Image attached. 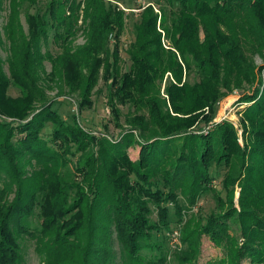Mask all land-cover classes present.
Wrapping results in <instances>:
<instances>
[{
    "label": "trees",
    "instance_id": "16d2710c",
    "mask_svg": "<svg viewBox=\"0 0 264 264\" xmlns=\"http://www.w3.org/2000/svg\"><path fill=\"white\" fill-rule=\"evenodd\" d=\"M38 2L10 0L4 27L9 56L4 62L8 75L0 58V116L6 117L0 118V264L23 263V239L34 242L45 264H115V244L126 264L161 263L162 246L150 241L153 231L171 223L167 204L178 205L179 189L188 193L192 205V196L211 180L215 157L225 163L229 156L227 125L207 136L191 128L212 120L214 105L224 97L221 91L250 88L256 82L252 55L264 51V0L148 2L139 8L135 38L127 49L130 67L124 73L119 38L126 14L117 5L105 0H47L43 12L31 14ZM20 8L25 10L27 34L16 25ZM80 31L85 42L74 46ZM50 32L59 51L54 56L42 54ZM110 39H115L113 46ZM45 60L52 65L48 74ZM193 68L200 78L189 83ZM41 75L51 83L62 80L77 93L80 110L101 76L109 85L108 103L117 128H122L118 105L135 113L127 119L123 140L96 138L81 129L76 118L66 122L51 112L37 85ZM11 87L23 90V95L5 96ZM54 89L57 96L64 92L59 86ZM245 97L251 103L257 96ZM37 103L42 105L37 108ZM258 114L264 115V99L245 113L253 127L260 124L254 120ZM47 124L52 134L44 141L41 134ZM252 131L263 145L264 160V124ZM134 144L141 149L136 161L126 153ZM260 170L246 168L242 212L232 206L220 221L214 220L217 225L227 223L232 214L233 222L243 225L239 251L219 264H236L245 257L251 264H264ZM153 208L155 224L149 220ZM35 217L38 224L30 220ZM207 227L202 231L208 236L219 232ZM219 236L215 243L223 240ZM145 250H157L160 256L145 262ZM185 263L191 259L182 257L178 264Z\"/></svg>",
    "mask_w": 264,
    "mask_h": 264
},
{
    "label": "rangeland",
    "instance_id": "374dc122",
    "mask_svg": "<svg viewBox=\"0 0 264 264\" xmlns=\"http://www.w3.org/2000/svg\"><path fill=\"white\" fill-rule=\"evenodd\" d=\"M10 0H3L2 12L0 13V33H1V45H0V58L4 62L9 56V43L4 33L8 19H9V3ZM112 5H117L121 10L125 12L124 29L119 38V67L122 73L128 71L130 67L129 56L127 49L129 45L134 41V27L139 21L140 7L146 5L148 2H155V0H105ZM47 0H39L38 4L30 9V13L34 14L37 11L43 12L46 7ZM25 10L20 8L18 21L16 25H20L21 30L19 32L27 34V25L25 22ZM53 32L49 33V42L46 45L42 44V54L48 52L52 56L59 53L58 48L52 43ZM19 39V38H18ZM17 41V39H16ZM19 41V40H18ZM85 42V37L82 31L78 32L74 46H80ZM115 44V39H110V45ZM263 53V54H262ZM260 54L258 51L252 55L255 73L257 74L256 82L252 83L251 87L245 89L234 88L230 92L226 90L221 91L224 95L215 105L212 113V120L209 123H200L201 120L196 123L197 127L191 129L198 135L203 136L210 135L212 132H216L217 126L225 124V138L228 146V157H225V163H219L215 157L210 169L211 180L206 184V189H200L195 196L193 204H189L188 193L186 197L181 190H176V205L175 203L167 204L168 216L170 219V225L167 229L153 231L151 233L152 239L150 244H157L162 246L163 260L156 264H178L180 259H191L190 264H219L221 260L229 256H235L239 251L243 238L241 235V227H243L240 220L233 222L234 216L229 215L227 223L215 224L214 220L220 221L221 216L225 215L226 210L233 206L238 213L242 212L243 199L242 193L243 187L241 182L247 179L246 168L248 166H258L262 175L264 174V160L262 159L263 145H260V141L252 130H257L261 124H264V115L258 114L254 120H258L260 124H256L255 127L251 125L246 118L245 113L248 107L260 99H264V51ZM43 69L48 74L51 71L52 65L49 60L43 62ZM4 72L8 75L7 64H4ZM38 67V66H37ZM200 78L198 71L195 68L192 69L188 78L189 83L197 82ZM41 81L38 82V86L45 94L47 100L46 105H50L51 112L59 115L66 122H70L72 118H76V122L79 127L85 130L89 135L96 138H107L111 141L123 140L122 136H126L127 119L135 115L133 110L129 107L118 105L117 108L121 112L119 124L122 128H117L115 117L112 115L109 108V85L101 79L99 76L98 84L92 90L88 103L83 105L82 110L79 109L78 102L80 97L77 93L70 92L64 85L62 80L51 83L49 80L44 79L41 75ZM258 81V82H257ZM260 82V83H259ZM64 85V86H63ZM56 86L61 88L62 92L60 96H57ZM23 90L11 87L5 96L16 98L23 95ZM162 93V92H161ZM163 95V93H162ZM256 95V99L251 103H248L245 96ZM2 105H5V99L1 101ZM42 104L37 103V108ZM44 105V104H43ZM210 111L205 109V114L208 115ZM1 119L6 117L0 116ZM9 119V118H8ZM261 119V120H260ZM259 125V126H258ZM52 125L47 124L41 134V138L49 140L52 134ZM135 134V132H133ZM192 133V132H190ZM217 137V136H216ZM214 137V138H216ZM218 139H221L217 137ZM224 139V140H226ZM110 141V142H111ZM118 142V141H117ZM219 146V145H218ZM258 146V147H257ZM220 147V146H219ZM250 147L255 148L254 152L250 151ZM128 148V149H127ZM126 148V153L130 160L136 161L139 158L140 146L131 145ZM221 149V148H220ZM187 182L185 181V184ZM194 194V193H192ZM11 195L10 197H12ZM232 197V203L229 200ZM220 198V200H219ZM242 200V201H241ZM246 200V199H245ZM244 200V201H245ZM247 201L245 202V204ZM250 211V207H247ZM182 209V210H181ZM179 210L180 213H179ZM180 214V215H179ZM258 214V213H257ZM224 216V217H225ZM237 217V216H236ZM235 217V218H236ZM31 222L38 224L37 218H30ZM151 224L157 222V211L153 208L152 213L149 216ZM212 226L215 229H219L218 233L213 235H207L202 231L207 226ZM208 227L206 231H208ZM214 232V231H213ZM217 235L223 240L215 243ZM186 237V241H183V237ZM213 238V240L211 239ZM22 246V264H45L41 255L36 253L35 244L32 240H21ZM113 249L116 253L113 255L115 264H126L127 259H123L121 253H119V246L114 245ZM145 262L158 258L160 252L155 250H145L142 252ZM187 264V263H185ZM228 264H233L229 262ZM236 264H251L248 258H243L236 261Z\"/></svg>",
    "mask_w": 264,
    "mask_h": 264
}]
</instances>
